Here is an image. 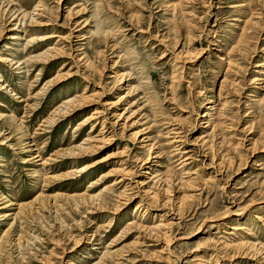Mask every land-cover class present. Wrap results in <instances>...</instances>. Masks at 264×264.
<instances>
[{
  "label": "rangeland",
  "instance_id": "obj_1",
  "mask_svg": "<svg viewBox=\"0 0 264 264\" xmlns=\"http://www.w3.org/2000/svg\"><path fill=\"white\" fill-rule=\"evenodd\" d=\"M0 78V264H264V0H0Z\"/></svg>",
  "mask_w": 264,
  "mask_h": 264
},
{
  "label": "bare ground",
  "instance_id": "obj_2",
  "mask_svg": "<svg viewBox=\"0 0 264 264\" xmlns=\"http://www.w3.org/2000/svg\"><path fill=\"white\" fill-rule=\"evenodd\" d=\"M30 41V40H29ZM230 54V53H229ZM231 59V58H230ZM229 58H228V60H227V64H228V66L229 65H231V60H230ZM258 66H262V65H258ZM234 67V66H233ZM1 79V78H0ZM0 83H3V84H1L0 85V89L2 90V89H5V86H4V81H2V80H0ZM11 95H14V96H16L14 93H12ZM16 98H18V96H16ZM122 99H124V97H121V98H119V101L120 100H122ZM20 102H22V99H20ZM175 138H179L178 136L177 137H175ZM177 140H179V139H177ZM104 142V144H107L108 143V140H106V141H103ZM176 142H178V141H176V140H173V143H176ZM102 143V142H101ZM103 144V143H102ZM187 160V159H186ZM42 164H44V163H42ZM133 197V196H132ZM1 205V204H0ZM20 206V205H19ZM4 207H6V206H1L0 207V209H2V208H4ZM5 216H10V214H6ZM130 224V223H129ZM232 228V227H231ZM235 230H237V229H235Z\"/></svg>",
  "mask_w": 264,
  "mask_h": 264
}]
</instances>
